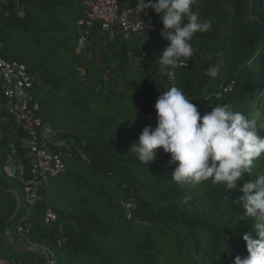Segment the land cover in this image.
Returning <instances> with one entry per match:
<instances>
[{
	"label": "trees",
	"instance_id": "1",
	"mask_svg": "<svg viewBox=\"0 0 264 264\" xmlns=\"http://www.w3.org/2000/svg\"><path fill=\"white\" fill-rule=\"evenodd\" d=\"M192 7L211 21V29L194 35L195 54L186 68L174 70L173 81L158 72L157 58L167 41L160 37L163 25L151 9L152 29L143 43L132 47L118 30L97 27L80 46L81 0H23L22 15L0 11L1 56L26 66L42 121L59 138L81 147L88 159L83 162L88 179L78 177L71 194L57 193L48 203L47 185L39 191L43 199L28 205L29 150L21 143L25 134L11 120L2 125L0 257L13 258L15 264H46L41 252L14 248L20 244L19 225L28 229L27 241L45 248L54 264H232L236 256L247 255L242 235L252 232L255 238V218L239 205V187L264 175V154L237 181V190L227 191L210 181L180 187L170 176L175 165L162 149L155 150L156 159L149 165L128 153L144 127L155 128L154 104L172 86L201 115L230 104L256 121L257 135L264 138V0H196ZM96 32L106 36L94 41ZM219 60L220 73L209 78L206 69ZM132 61L138 76L129 73ZM9 156L21 164L13 175ZM135 171L152 179L146 191L154 194L153 202L138 192L144 182L136 180ZM130 199L137 205L133 215L143 225L124 220L120 203ZM104 202L114 209L113 222L139 228L140 237L132 233L131 245L111 232L119 226L104 220ZM46 207L54 211V223H44ZM58 227L64 238L60 246L55 241Z\"/></svg>",
	"mask_w": 264,
	"mask_h": 264
},
{
	"label": "clouds",
	"instance_id": "2",
	"mask_svg": "<svg viewBox=\"0 0 264 264\" xmlns=\"http://www.w3.org/2000/svg\"><path fill=\"white\" fill-rule=\"evenodd\" d=\"M195 3L136 0L139 13L151 9L163 25L160 37L167 46L157 58L161 75L172 76L176 68H186L196 51L191 44L194 35L211 29V21L193 10ZM222 67L223 60H219L205 74L215 79ZM154 111L155 128L144 127L128 153H135L141 163L149 165L156 159L155 150L162 149L170 156L169 164L175 165L170 176L180 187L210 181L213 186L236 191L237 181L251 173L253 162L264 154V138L257 135L256 121L233 111L230 104L211 107L210 112L201 115L197 105L180 88L172 86L159 94ZM239 191V205L255 218V238L252 232L242 235L247 255L236 256L232 264H264V175L243 182Z\"/></svg>",
	"mask_w": 264,
	"mask_h": 264
},
{
	"label": "built area",
	"instance_id": "3",
	"mask_svg": "<svg viewBox=\"0 0 264 264\" xmlns=\"http://www.w3.org/2000/svg\"><path fill=\"white\" fill-rule=\"evenodd\" d=\"M23 0H0V11L7 14L22 15L21 3ZM28 1V0H24ZM131 1V2H130ZM82 17L78 20L77 26L81 30V43H86L87 36L97 27L102 32L118 30L125 39L131 37L147 38L152 29V22L149 16V9L142 10L136 7V0H81ZM4 9V10H3ZM150 24V27L144 25ZM4 46L0 44V129L8 120H11L17 127L24 131L25 138L22 145L29 150L30 181L26 183L25 201L28 205H33L43 199L39 193L45 189L51 178H56L65 174V159H77L88 162V159L81 147L75 145L73 141H67L58 137V132L44 123L39 116L40 105L33 100L32 88L33 79L28 74L26 66L17 61H10L1 56ZM142 58L145 53L141 54ZM169 81H173V75L168 76ZM11 153L15 155V150L11 146ZM9 175H13L15 170L21 169V164H14L12 156L7 160ZM122 215L127 223L133 225H143L140 218L135 217L134 211L137 205L133 199L121 202ZM44 223H54L56 216L54 211L46 207L44 211ZM17 233L20 235L19 241L28 242L26 235L28 229L17 226ZM6 236H9L6 231ZM55 241L58 246L64 242L61 227L57 228ZM26 251H39L48 259V253L30 244ZM50 256V255H49ZM51 257V256H50ZM52 262V261H51ZM0 264H15L13 258L0 257Z\"/></svg>",
	"mask_w": 264,
	"mask_h": 264
},
{
	"label": "rangeland",
	"instance_id": "4",
	"mask_svg": "<svg viewBox=\"0 0 264 264\" xmlns=\"http://www.w3.org/2000/svg\"><path fill=\"white\" fill-rule=\"evenodd\" d=\"M1 27H2V25H0V28ZM105 36L106 35L102 32H96L93 34L91 39L96 41L97 38H99V37L102 38ZM144 40H145L144 38L137 39L136 37H131L129 39V41H127V44L129 47H132L134 45L143 43ZM83 45H85V43L82 42L80 46H83ZM129 73L131 76H138L135 61L131 62V66L129 68ZM64 163L66 166V172L65 173H67L69 175V177H73V178L66 180L65 175L63 174V175L58 176L56 178L49 179V181H48V185H49L48 203H50L51 197H53L57 193H60L64 196L71 194V191L74 188V182H75V180H78V177H82L83 181L88 179L86 176V172H85V164L83 162H81L77 159H74V160L65 159ZM133 175H134V177H136L137 181L144 182V186L142 185V187H139L138 192H140L144 197H146V199L151 200L153 202L154 201V194L146 191V189L149 190L151 183H153L152 179H150L148 177H144L142 174H139L138 171H135L133 173ZM102 211H103L104 220L107 218L108 226L111 225V227H112L113 223L118 222L119 227L118 228L112 227L111 232H113L115 235H117L122 241H124V242L127 241L131 245L132 244V240H131L132 233H134V234H136V236L138 235L140 237L141 232L138 231L139 228L138 229L137 228H130L127 225L125 226L121 221L113 222L114 220H117L116 219L117 216L115 215L114 209L112 208L111 204L106 203V202L102 203ZM108 217H110L111 219ZM115 227H116V225H115ZM141 230L143 231V228H141ZM30 244H32V243H30ZM28 246H29V243L24 241L22 243L20 242L18 247H14V248H16V250H19V249H25ZM39 248L46 252L45 248H43V247H39ZM11 254H12V256H16L14 253H11ZM46 264H54L53 262H51V257L49 255H48V259L46 258Z\"/></svg>",
	"mask_w": 264,
	"mask_h": 264
}]
</instances>
